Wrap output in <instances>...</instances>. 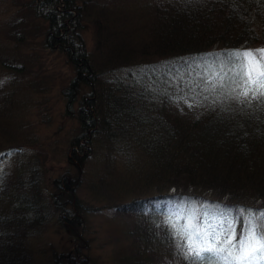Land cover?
Here are the masks:
<instances>
[{"label":"trees","instance_id":"trees-1","mask_svg":"<svg viewBox=\"0 0 264 264\" xmlns=\"http://www.w3.org/2000/svg\"><path fill=\"white\" fill-rule=\"evenodd\" d=\"M10 2L22 8L4 19L5 37L29 53L0 63V264H30L25 241L33 244L43 223L54 219L60 230L50 234L66 228L74 238L71 227L85 234L88 216L104 208L112 219H134L112 246L121 249L120 264H217L203 251L194 258L169 221L180 224L193 213L201 223L225 219L239 239L249 215L264 213V97L239 96L233 83L239 54L264 55V0ZM224 25L237 38L210 41ZM44 56L66 71L44 69ZM18 70L40 99L26 117L16 116L21 132L8 123L20 84L10 73ZM40 132L51 149L31 153L41 171L20 168ZM135 150L142 161H134ZM60 159L64 170L43 187ZM100 171L106 180L85 183ZM152 184L161 190L124 189ZM115 192L114 202L93 204ZM33 246L47 254L57 248L50 240Z\"/></svg>","mask_w":264,"mask_h":264},{"label":"rangeland","instance_id":"rangeland-1","mask_svg":"<svg viewBox=\"0 0 264 264\" xmlns=\"http://www.w3.org/2000/svg\"><path fill=\"white\" fill-rule=\"evenodd\" d=\"M31 0H19L20 5H22L25 8H28V5L30 4ZM22 7L19 5H13L11 4L10 0H0V63L4 59L8 58H15L18 57V55H27L29 53V48L25 45L15 44L8 39H6L4 30L6 28V25H3L4 19H8L10 14L13 15L15 11L18 9H21ZM57 10H59V6L57 7ZM229 26L224 25L223 27L216 28L214 32L212 33L213 39L210 41H216L218 38H237V34L233 35L230 30ZM26 33L30 31V29L25 27ZM243 34V33H242ZM246 38L247 35L243 34ZM84 37L86 40L89 41V47L93 46V40L91 33H85ZM251 45H255V43L251 42ZM59 55H56L58 57ZM41 64L42 67L46 70H56V68H60L59 73H63L66 71L65 67L58 66L57 62L50 58V56H44L41 58ZM0 70H3L0 65ZM12 74L11 78L13 76H16L20 80V84L16 86V91L11 96L10 103V113L8 117L10 118L8 120L9 125L12 127V129L18 130L21 132V126L23 121L18 119V116H24L26 117L27 111H31L30 109H34L36 106V103L38 100L37 94L34 92V88L29 87L26 84L27 79L29 78V75L24 72L23 70H18L16 72L10 73ZM12 82L9 84L11 87ZM23 85V86H22ZM19 86H22L20 89H18ZM34 90V91H33ZM60 89H55V92ZM21 102L24 105L21 106L18 103ZM29 103V105L27 104ZM20 113V114H16ZM17 116V117H16ZM32 116V115H28ZM34 118V117H33ZM32 118V119H33ZM31 119V120H32ZM213 126L216 124L215 121H212ZM57 124H54L52 128L46 130L47 133H51ZM24 137H27L25 132L23 133ZM47 135L44 132H40L36 139L34 140V146L32 148V152H28L27 154H24L23 156V163L20 165V168H27L30 166L37 167V172L41 171V162L40 158L32 155V154H38L42 156L43 154H50L51 149L49 147L46 141ZM63 144V143H62ZM32 153V154H31ZM135 162H140L141 160V153L140 151L135 150ZM65 156V154L63 155ZM137 158V160H136ZM15 159L8 160L7 164L14 163ZM142 161V160H141ZM98 162V160H97ZM57 168L59 169L56 171L49 170L43 179V187L48 185L53 177H56L60 172L64 170V160L60 159L57 163ZM141 164H138L140 166ZM47 166L49 164L47 163ZM61 168V169H60ZM43 169V166H42ZM149 169H151L149 167ZM118 171H124V167L122 165L121 169ZM52 174V176H50ZM106 176L102 171L99 172V174L95 177L91 176V173L89 172L87 174V177L85 179V183L89 184L90 182H97L100 178H103L106 180ZM128 186V187H127ZM124 189H127L128 192H146L145 194H150L152 191H159L161 190L160 186L158 184H152V185H140V186H129L127 185ZM132 187V188H131ZM123 189V190H124ZM120 192H115L114 194H108V195H100L99 200H93L94 205H103L109 202H114L113 199L116 197L117 194ZM80 194H84L83 190H80ZM89 198L93 197L92 194L88 195ZM112 198V200H110ZM49 204V210L52 211L53 204L51 201H48ZM47 206V205H46ZM108 208H104L102 213L100 215H89V228L84 231H76L75 227H71L75 233L76 237L70 238L66 233V228L64 232L60 231V235H53L48 232V230H54L58 228L60 230L59 226L57 225V222L54 221V219L51 220L52 223L47 225L46 223H43L42 226L45 228L41 231L40 236H38L33 244L28 239L25 241L27 248L25 252L28 254V262L30 264H120L118 260H116L117 251L120 249L117 245L115 247L118 248H112L113 245L116 244V238L120 235L121 230H123L126 227L133 226L134 219L131 218H115L112 219L114 216L107 215L105 212H107ZM55 215V214H54ZM57 219V215H55ZM81 221L84 223V218L81 216ZM80 224H78L79 227ZM70 226V224H69ZM88 230H92L91 234H88ZM47 233V234H46ZM65 233V234H64ZM33 234V232H32ZM92 236L95 237V240L92 241ZM48 237V238H46ZM72 239H75V242L72 244ZM53 243L57 248L55 250H52L50 254H47L45 252H42L40 250L35 251L34 246L37 244V247L41 244V246L45 245V242ZM121 238L117 241L120 243ZM95 245V247H94ZM77 248H80L81 251H78ZM121 250V249H120ZM261 260H264V257L260 258ZM19 263H22L19 261V258L17 260ZM25 263V262H23ZM22 263V264H23ZM258 264L260 262L258 261Z\"/></svg>","mask_w":264,"mask_h":264},{"label":"snow or ice","instance_id":"snow-or-ice-1","mask_svg":"<svg viewBox=\"0 0 264 264\" xmlns=\"http://www.w3.org/2000/svg\"><path fill=\"white\" fill-rule=\"evenodd\" d=\"M237 58L240 66L233 83L240 86L238 95L264 97V55L256 59L253 52L245 51ZM180 219L184 222L177 224L170 220V227L186 243L194 258L203 251L212 254L208 259L218 258L217 264L221 259L224 264H258V261L264 264V260L260 259L264 257V224L260 223L264 221V213H260L259 217L249 215L246 231L239 239L231 221L222 219L214 225L201 223L195 213ZM234 251L238 255H233Z\"/></svg>","mask_w":264,"mask_h":264}]
</instances>
